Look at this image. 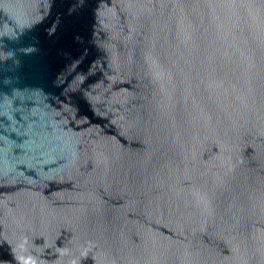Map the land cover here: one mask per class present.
<instances>
[{"label": "water", "instance_id": "obj_1", "mask_svg": "<svg viewBox=\"0 0 264 264\" xmlns=\"http://www.w3.org/2000/svg\"><path fill=\"white\" fill-rule=\"evenodd\" d=\"M0 264H264V0H0Z\"/></svg>", "mask_w": 264, "mask_h": 264}]
</instances>
